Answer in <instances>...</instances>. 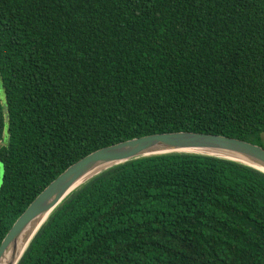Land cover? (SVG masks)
Returning a JSON list of instances; mask_svg holds the SVG:
<instances>
[{
  "label": "trees",
  "instance_id": "obj_1",
  "mask_svg": "<svg viewBox=\"0 0 264 264\" xmlns=\"http://www.w3.org/2000/svg\"><path fill=\"white\" fill-rule=\"evenodd\" d=\"M0 241L86 154L192 131L264 148V0H0ZM17 264H264V173L172 153L73 191Z\"/></svg>",
  "mask_w": 264,
  "mask_h": 264
},
{
  "label": "water",
  "instance_id": "obj_2",
  "mask_svg": "<svg viewBox=\"0 0 264 264\" xmlns=\"http://www.w3.org/2000/svg\"><path fill=\"white\" fill-rule=\"evenodd\" d=\"M172 153L218 157L264 173L263 147L223 135L192 131L161 132L98 148L67 166L15 219L0 241V264H17L52 211L95 175L126 161Z\"/></svg>",
  "mask_w": 264,
  "mask_h": 264
},
{
  "label": "flooded vegetation",
  "instance_id": "obj_3",
  "mask_svg": "<svg viewBox=\"0 0 264 264\" xmlns=\"http://www.w3.org/2000/svg\"><path fill=\"white\" fill-rule=\"evenodd\" d=\"M4 99H3V93L0 92V127L2 128V133L4 131V123H5V120H6V114L4 113L5 112V107H4ZM2 136H0V143H1V140H2ZM1 146V144H0Z\"/></svg>",
  "mask_w": 264,
  "mask_h": 264
},
{
  "label": "rangeland",
  "instance_id": "obj_4",
  "mask_svg": "<svg viewBox=\"0 0 264 264\" xmlns=\"http://www.w3.org/2000/svg\"><path fill=\"white\" fill-rule=\"evenodd\" d=\"M0 92L2 93V90H1V88H0ZM262 139H261V144H264V136L263 137H261Z\"/></svg>",
  "mask_w": 264,
  "mask_h": 264
}]
</instances>
